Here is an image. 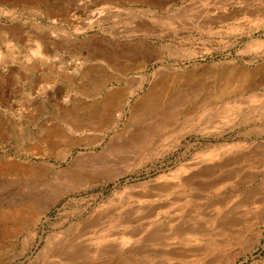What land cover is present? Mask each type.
<instances>
[{
  "label": "rangeland",
  "instance_id": "rangeland-1",
  "mask_svg": "<svg viewBox=\"0 0 264 264\" xmlns=\"http://www.w3.org/2000/svg\"><path fill=\"white\" fill-rule=\"evenodd\" d=\"M232 71L263 85L202 105ZM164 74L171 120L135 109ZM114 261L264 264V0H0V264Z\"/></svg>",
  "mask_w": 264,
  "mask_h": 264
},
{
  "label": "bare ground",
  "instance_id": "bare-ground-1",
  "mask_svg": "<svg viewBox=\"0 0 264 264\" xmlns=\"http://www.w3.org/2000/svg\"><path fill=\"white\" fill-rule=\"evenodd\" d=\"M247 78H248V75L245 72L232 71V72L228 73L226 78L222 79V82H220L218 80L219 82L216 83V85H215L216 90H214V92L211 93V96L208 95L206 98L200 100V103L202 105H204L205 102H209L210 100H213V99L219 100V98H222L225 94H227L229 92H232V93L233 92H240V93H242V92H245V91L254 90V89L259 88V87H261L263 85V82H262L263 79H261L259 81H255V80L252 81V80L247 79ZM234 81L238 82V84H239L235 88H233V82ZM178 82H179V78L177 76L168 75V74L162 75L161 78L157 79L153 83V88H154V90H156V92L158 94H154L153 93L148 98H146L142 102H140L138 106H135V109L139 113H144V112H147L148 110H151V109H153L155 107H158L160 105L162 107V104H163V111L164 112H168L167 113V115H168L167 118H169L168 120H171V118L173 119L177 115L179 107H181L182 105H184L187 102L192 101L191 98L193 97V93H194L189 88L184 87L183 83L178 84ZM175 85H181L184 88H182L181 86H178V88L174 89ZM189 87H191V86H189ZM120 95H121V93L114 92L111 95L108 103L111 104V103H114V101H115L114 104H117V102H118V100L120 98ZM250 98H251L250 100L263 99V98H259L257 95H254V94L250 95ZM230 107L231 106L226 107L225 108L226 109L225 112L228 111V110H231ZM187 113L188 112H184V115L187 114ZM84 115L85 116H82L84 121L91 120L92 114L85 113ZM65 121H67V120H65ZM78 121L79 120H76L77 123H79ZM75 126H76V124H75ZM78 126L80 127V125H78ZM209 154L210 155H208V158L212 159L213 157H216L217 152L216 151H212V152H209ZM201 169H202L201 171L204 173V171H205L204 169H207V168H201ZM201 171H200V173H201ZM223 179L226 180V179H228V177L227 178L223 177ZM180 184L187 186L189 184V181H188V179H182ZM203 188H205V189H202V190L209 189V188H207L205 186ZM186 195L190 199H198V198H202V197L206 196V195H204L202 193L195 194L193 192H190V193H188ZM244 202H246V200H243L242 203H244ZM150 215L151 214H149V213L147 214V216H150ZM115 224L116 223H112V224L108 225V229H106L105 231L100 232L99 234H96L95 236L93 235L91 237V242L94 243V245H99V244L107 243L109 241L114 240V238H112V233L113 232L111 230L113 229ZM176 224L177 223L174 220L168 222V225H169L168 227H170L169 238H179V239H181V238L184 237L185 240H186V239H189L190 237H191V239H193V237L195 238V237H197V235L201 234V230H199V229H196V228L195 229L194 228L181 229V228L177 227ZM220 225L223 226V224H221V223H220ZM222 226H220V227H222ZM223 230H225V229H223ZM158 236L154 235L152 237V239L149 242H147L148 243L147 245H152V246L159 245ZM132 238H133V235H129V234L125 235V234H123V235H121V239H119V241H117L118 244L115 245L116 247H111V248H108V249L107 248L106 249H100V250H97V251L95 250L97 253L93 254V255L91 254L90 257H100L101 255L113 254L118 249H122L123 247L127 246L132 241L131 240ZM215 242L213 241V244H216ZM214 246L216 247V245H214ZM136 250H138V249H136ZM139 251H142V249L139 248ZM110 264H119V262L118 261H114L113 263H110Z\"/></svg>",
  "mask_w": 264,
  "mask_h": 264
}]
</instances>
